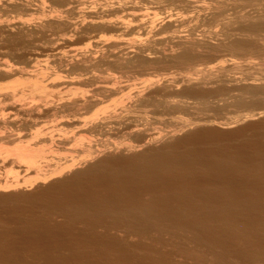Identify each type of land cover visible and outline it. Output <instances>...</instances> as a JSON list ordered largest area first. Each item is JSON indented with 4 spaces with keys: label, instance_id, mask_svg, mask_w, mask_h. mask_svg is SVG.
<instances>
[{
    "label": "bare ground",
    "instance_id": "bare-ground-1",
    "mask_svg": "<svg viewBox=\"0 0 264 264\" xmlns=\"http://www.w3.org/2000/svg\"><path fill=\"white\" fill-rule=\"evenodd\" d=\"M3 1H5V0H3ZM9 1H8V3L10 4L11 1L10 2ZM18 1L21 2V0H18ZM26 1L29 2V0H26ZM57 1L58 2L62 1V2L68 3L71 0H57ZM117 1H119L121 3L120 0H117ZM176 1H177L178 5L182 7V10H184V12L186 11L185 13L189 14L190 12H192L195 9L196 12H195V10L193 11V12H195L194 14H196L195 20H197V21L200 20L202 22H205V20H207L208 22H205V23H210L209 28H207L209 30H207L205 32L203 31L202 34H198L199 31L196 32L197 30L193 27L186 30V31H185V28H184V31L181 30L183 27L187 26V23L190 22L189 19H192L193 17H190L188 19L187 17L179 16L180 14H177L178 16L168 14L167 16L162 18L160 28L159 27L157 28L158 25H156V22H155L157 20H155V21L153 20L154 22H151L152 20H150L149 22H151L152 25L150 24L151 26L150 25H149V27L147 26L148 28H150V30H149L146 28V24H149V23H146L145 21H143V19H144L143 16L145 14L143 16H141L139 14L138 15L135 14V12L131 13L128 11L130 9L129 7H128L129 9L126 10V9H124V6L122 4L120 5L119 3L118 4L116 3V5H118L117 7H114V6L110 7L107 11H106V9H104V11L106 12L105 14H107V13L119 14V13H123L124 11H128L130 14L124 13V14H126V16H123L124 19L127 18L126 20H124L122 17H120L122 19L117 18V20H114V21L108 20L107 16H105L104 14L102 15V17H101V15H99V17H98V14H95V15H93L94 17H92V13H96L95 9H94L95 12H92L91 15L87 14L88 16L86 15L84 17L85 19L81 15V17L83 18V21L80 24L78 23V25L83 26L84 29H82V30L87 29V31H88V29L89 30L90 29H100L101 31L106 30V32L109 31L111 33L114 32L116 34L118 32H123V30L126 33H127V31L131 32L134 30H136V31L137 30H143V32H145V31L147 32V33H145L147 35V36L145 35L147 37V38L145 37L146 38V39H144L145 41L136 43L134 46L132 45V48L130 46H129V48H127L128 45L125 42H122L123 40L122 41L114 40L111 42H109V41L103 42L102 41V42H97V43L94 42L95 45H97V44H98L97 46L100 45V48L103 46L104 47L103 49H105L104 51H106V52H102V55H100L99 60L96 61V62H98L97 63L98 66H99V64L102 63L103 65L105 64L107 66H108V64H109V66L112 64V66H116V67H114L116 69H117V67H119V69L120 68L123 69V67H128V69H129V67L144 68L145 66L147 67L148 66L147 64L150 63L148 61L149 58L152 55H155L156 57L158 56L157 58H159L160 62L161 61H168L170 63L171 62L176 63V64L180 63L182 65L185 64L184 67H187L188 65H190L192 63L191 61H194L193 59L197 58L199 55L202 56V54H203V57L205 54L206 58H210L212 55L220 56L222 54L218 55L219 53L226 52L225 54H228L227 52H231L232 55L234 53V56L236 55V53L238 54V56H243V54H241V53H246L245 55L247 57L250 54V53L247 54L248 52L252 53L253 50L257 49L259 46L260 47L264 46V0H207L209 3H211L210 8H208V9L204 6L201 7V5H202L201 3H200L201 5H199L200 7L194 6L195 3L198 4L199 2H202L203 0H176ZM2 2L0 0V3H2ZM22 2L25 3L24 0H22ZM53 2H56V0ZM8 3H7V5H9ZM139 3H142V2H139ZM11 4H14L13 8H16V6H15L16 2H14V3L11 2ZM19 5H18V7H19ZM27 5H29V3ZM30 6H31V4H30ZM2 7L3 6H0V8H2ZM7 7H9V6H7ZM44 7H45V5H44ZM24 8L26 9L25 5H24L23 9ZM20 9H22V8H20ZM29 9H31V8H29ZM39 10H40V8H39ZM66 10L68 11V9H66ZM205 10H210L211 15H208L207 13H209V12H207V11H206L207 13L204 14L205 16L201 15L202 14L201 12L202 11L205 12ZM70 11L71 10H69V12ZM104 11H102V12L104 13ZM47 12H45V13H47ZM72 12H73V10H72ZM49 13H50V11H49ZM60 13H64V12H60ZM84 14H86V13H84ZM50 15H52V14H50ZM60 15H62V14H60ZM207 15H208V17H206ZM57 16L58 15H56L55 17L50 16V18L48 17L49 18L48 20L46 19L47 21L45 23L41 22V23H39V25L37 24L38 27L36 25L35 26L42 30V28L44 29L45 26L47 27L48 25H50V23L52 24V22L53 23L54 22L55 23L60 22L62 17L59 19L60 16L59 17H57ZM194 18H193V20H194ZM115 19H116V16H115ZM144 20H146V19H144ZM43 21H45V20H43ZM24 22L22 20V22L20 21L16 25L19 26L23 30H25V28L27 30V27L29 24L24 23ZM4 23H3V25H5ZM10 24H12V23H10ZM68 25H69V28L75 27V26L77 27V23L72 24L69 22V23H67V26ZM2 26L0 25V28H2ZM3 28H4V26H3ZM79 28H82V27H79ZM79 28H76L75 31L76 30L78 31ZM145 28L147 30H145ZM32 29L34 30V27H32ZM66 29H67V27H66ZM47 30H48V28H47ZM71 30H72V28H71ZM79 30H81V29H79ZM43 31H45V30H43ZM85 31H83V32H85ZM90 31H93V30H90ZM2 32L4 33V31H2ZM31 34H33V33H31ZM86 34H88V33H86ZM84 35H82V36H84ZM121 35H123V34H121ZM124 35H125V33H124ZM14 36L15 35L11 36V38L12 37L14 38ZM19 37H21V36H19ZM16 41L18 42L19 40H16ZM16 41H14V42H16ZM98 41H101V40H98ZM160 45H162L161 49L156 48V46H160ZM125 46H126V48H125ZM202 52H204V53H202ZM207 54L210 57H207L208 56ZM225 54H223V55H225ZM253 54L254 53H252V55ZM90 55L89 54L88 55H86V54L82 55L81 54L79 56V58L81 57V59L78 58L79 60L77 59V60H75V62L71 60L74 63L71 62L68 64H70V66L72 65L71 67L73 69H74V67L81 66V65H82L81 66L82 68H84L83 67L84 65H86L85 67H89V66H87L89 64L83 65V63H91V62L93 63V61H92L93 58ZM229 55H230V53H229ZM252 55L250 54V56H248V57L250 58V57H252ZM61 57H62V55H61ZM61 57L59 58V62H60L59 65L66 62V59H63L65 57H62V58ZM212 58H210V59H212ZM74 59H76V58H74ZM95 59H94V61H95ZM156 63L159 64V62H157V61H156ZM156 63H154V65ZM186 63L188 64L187 66H186ZM233 63L231 65L227 64L228 66H231L230 68L228 66L227 67L223 66V64H219L220 65L219 67L213 66L215 69L213 67H210L209 69H206L204 72L201 71V73L199 71H198L199 73H197L196 71H194V69L193 70L188 69L189 72H188V74H186V75H188V77L185 76L183 81H181V83H179V84H181L180 86H178L179 84L176 82L175 79L170 81L168 79H171V78L167 79L166 77L165 78L167 80L165 79V81L164 80L160 81V79L157 80L156 82L154 80H152V81L149 80L150 81V82L148 81L149 84L148 83L146 84L147 81L145 83L142 82V84H144V85L146 84L145 88L143 87V89H141V87H139L138 88L139 90H137L136 93L134 92L133 96L131 97L132 99L129 98L130 101L128 100L129 101L128 103H132V104H129L130 106L126 104L127 106L125 108H123V109L121 108V111L119 110V112L121 114L119 112L116 113V111H118V110H116L115 112L113 110V111H110V113L106 112V114H110V115L112 112V116L108 115L109 116L108 117L106 114H105L106 116L103 114V111L105 112L106 110H103L101 113L98 111H94L93 112L94 114L90 115V117H91L90 119L79 116V113L83 110H85V112H87L89 110H92L95 107H99L98 105H100L102 103L101 101H103L104 98H106L108 96H114V97H115V95L118 96V94H120V92L124 91V90L121 91V88L118 89L120 86L119 85L120 82L118 83L116 81H113V80H115V76H114V78H112L113 76H111V75L108 78L106 76L104 77V78L108 79V84H110L111 81H113V83L116 82L117 85L115 83L114 84L115 87H108L107 85L105 86L102 84L101 85L98 84L99 85L98 87L97 86H95L96 88L93 87V88H95V90L91 89L92 91L91 90L88 91L89 94H87L85 92L82 93L77 89H75V90L70 89L69 95L67 94L65 97H61V98L58 97L57 101L53 100L54 101L53 102L52 100H50L51 102L50 101L48 102L46 100V98L49 96V93H50L49 90L55 87V83L52 81V79H50L51 77L50 78L47 77L48 71L46 73L47 76H45V73L43 74L42 73L43 71H41V70H40L41 72L38 70L39 72H35V73L34 72L33 73H28V72L24 73L25 72L24 70L21 71L20 69H18V68L16 69L15 67L12 70L6 69L7 67L5 69L3 67L0 68V80L5 81V80H8L10 78H13L14 76L18 77V75H20V77H22L23 79L25 78L23 80L24 82L23 81L22 82L16 81L17 83L16 82L13 84L10 83L12 85H8V87L6 86L7 88L4 87L7 90L6 93H3L4 91H6V90H4V88H3L4 91L1 92V90H2L1 89L2 87H1L0 88V98L1 97H4V98L9 97L8 100L12 99L14 101L13 108H16V106H17L16 110H18L19 113L21 112V114L23 113L24 115H27V114H28V116L29 115H38V114L40 115V113L44 110H47V113H48V111L51 113L53 112L52 114H54V115H52V116H57V117L60 116L61 120L62 121L64 120L63 122L61 121V123H63V124H59V122H58L59 125H63V126H65L64 128H68L69 130H70V128L73 129L72 132L70 131L68 136L66 134H65L66 136L65 137L63 136L62 138L57 137L59 134H57L56 137L54 136L55 138L58 139V141L56 140V142L58 143V144L56 143L58 149H55L56 146L53 149L58 151L59 148H62V147L67 148V146H69L68 149L63 148V150H64V152L66 150H68L69 154H72L71 157L66 156L64 159L63 158L61 159L60 156L61 157H63V156L62 155L59 156V154H58L57 157H59V158L57 159L55 156L57 152H55L53 150L55 152V155H53L54 153L52 151H50V153H52V155H53L52 158L54 159V156H55V158L57 160L56 159L52 160V158H50V160H48L49 158L47 159V157H48V156L46 157V155L48 154V152L46 153L47 150L44 151L45 149L44 150H42L41 148L39 149V146H37L40 144V142L38 143L37 141H35L37 143L36 144L34 143L32 145L34 147H32L29 145L28 146L22 145L24 143V141H23V143L21 142L22 144L20 142H18V141H20L22 136H19V137L15 136L16 134L14 135L15 138L13 137L12 134L11 135L5 134L4 136L7 135L6 137H3V138L0 137V142L2 144L4 142L9 143V144L4 143L5 146L9 145L8 147H10V143L12 145H15V146L17 144V146L15 148H13V150L9 149L10 151L6 150V148H4V147L3 148L5 150H3V148H0V155L2 157L4 156L3 158L0 157L1 168H3V166H5L6 164H8V166L10 164V166L12 165L11 167L14 168L15 167L14 165H16L18 163V165H16L17 169L18 168L23 169L24 166H28V170H26L27 174H26V172L24 174L28 175L29 172H32V171L34 172L33 174H35L34 178L32 177V179L30 178L28 180H25V178L23 177L24 181L23 180L21 181L20 178L22 176H19L18 173L20 171L19 172L17 171L18 172L17 175H18V177H20V178L16 177L18 180L14 179V180H12V182H10V181L5 182L6 179L4 181L0 180V192L6 194L7 192H10V191H12V192L13 191H18V192L19 191H21V192L26 191V193H27L28 188H30V187L33 189V187L38 188V186H39V188H40V186L41 187L45 186L48 183V184H50L48 187L50 192L52 190H53V192L55 190L58 191V189H59L57 194H60L63 192L65 193L64 196H62L61 194H60L61 196L59 195L62 198L55 196V195H52L53 197L55 196V198L57 197L55 200L58 203H60V206L58 205V208L54 204L55 200H53L54 202L52 200H48L50 198L53 199V197L49 196L50 198H48L45 195L46 201L53 202V204H54V205H50V204H52V203H50L49 204L50 207L51 206H52V208L55 207L56 212H58V214H59V216H57L58 214L55 212V214H57L56 218L63 217V218H65L64 221L65 220L67 222L69 221L70 224H71V222H74L73 226H74L75 222L77 221L80 224L87 227L88 232L85 233V231H84V234L86 235V237H88V239H91V240L93 239L94 242L97 239L96 243H97V241L98 242L101 241L100 243H102L104 240L107 239L108 240L107 242L110 241V244H112L114 246L121 245L120 242L122 243V245H124L123 243H126V241H128V240L133 241V239H136V238L139 239L138 243L140 242V240L144 241V239L145 240H148L150 238L152 239V237H154V236H155L154 239L157 238V240L159 239V241H160V239L163 240L162 237H164L165 235H167L168 237H169V234L173 235L172 233H170L168 231L170 227L171 228H173V227L179 228L181 231H183L185 229V230H187L185 232L192 231L191 234L193 233L192 237L194 239L190 238L191 236L189 238L193 239V243L195 242L196 245H200V246H202L204 243H209V241H210L209 239H208L209 240L208 242L205 241L207 239V237H206V239L205 238L203 239V236L205 235V233L208 234L207 230L213 231V232H219L220 234L219 233L218 234L221 236L218 235L217 237L221 238L223 236L222 239H226L225 238L226 236L228 237V239H229V237L233 238L234 237L233 235H238V234L242 235V234L247 233V232L249 233V231L255 232L254 230H257V228L255 227V224L253 222H252L253 225L250 223L251 220H249V222L247 221L248 223H246L245 220L242 221L243 219L241 220L240 218H238L240 220L236 221L235 219L234 220L232 219L233 220L232 221L230 219V216L228 217L226 213H229V211H232V213L231 212L230 213H231V215H234L236 213L233 214V211L238 213V211H237L238 208L240 209V211H242L244 209V207L249 206L248 208L246 207V210L251 211L253 213L255 211H258V212H255L254 215H256V213L258 215V213L261 211L260 214L262 216L260 214L258 215L259 218L261 216V219H260L261 221L258 220V222L257 221H255V222H256V224L264 226V220L262 218L264 215V206H262V205H264V199L261 200L264 197V196L263 197L261 196L262 191L264 192V183L262 181V185H259V187L262 189V191H261V189L258 188V182H260L261 180L260 181L258 180V182H257V180H255L257 182L256 184L252 183L251 182L252 180L249 182L250 178H252L254 180L255 176L258 178L259 174H261V173L264 174V74H263V76L261 74L260 75L261 77L258 75H255V77H253V74H250L252 76L247 77L248 74H246L245 77L243 78L242 75H244V74L238 72V71H241L239 66H237L239 64H237L235 62L236 65H233ZM93 64H95V63H93ZM154 65H153V67H154ZM155 67H156V65H155ZM237 69H240V70H238L236 72L235 70H237ZM190 71H192V72H190ZM233 71L235 72L234 74H232ZM239 73L242 74L241 77L236 78L237 76H235V74H237L239 76ZM231 74L234 75L235 77H233ZM55 76H56V74H55ZM195 76H197V77H195ZM256 76L260 77V78H257ZM99 80H100V78H99ZM19 81H21V79ZM93 82H95L94 78L93 79H87V78L86 79L85 78L79 79L78 78V80L77 79L75 80V78H73V79H70V81H68V79H67V81H65L63 83L61 82V84H63V86L66 85V89H68L69 87H67V86H72V85H74L72 87L86 86V85L92 84ZM103 83L107 84L106 81ZM142 84H140V86H142ZM59 85H60V82H59L58 86ZM94 85H97V84H94ZM0 86H2V85H0ZM60 86L62 87V85H60ZM90 88H92V87H90ZM123 88L125 89V87H122V89ZM19 89H23V91L22 90L19 91L20 96L17 94ZM72 89H74V88H72ZM75 91H77L78 93ZM25 92H27L28 95H25ZM167 93H169V95H167ZM95 95H99L100 98L101 97H104V98L100 100V99L96 98ZM170 95L173 97L174 100H176L175 99L176 97H180L181 100H179V101L171 100L172 98ZM167 98H171V99L169 100ZM191 98L194 99V100H192V103H191V101H187L189 99L191 100ZM38 100H39V102L42 101L43 105H40ZM131 100H132V102H131ZM25 101H27V102H25ZM104 101H105V99H104ZM149 107H153V109L156 108L158 110L165 109V111L166 110L168 111L171 109H181L184 111L188 110V109H194V110L198 111L201 115L198 117L196 116V118H192L189 120H183V119L177 120L174 124L172 123V126L168 130L158 129V128H154L156 125L155 124L156 120L151 121L149 119V117L146 116L147 110L144 113L142 112V111H145V109H148ZM119 108H117V109H119ZM212 108H214L215 110L219 109L218 111H221L222 114L224 113V115L225 114L226 115L224 116V118H221V119H217V118L210 117V116L208 117L207 111H208V109L210 110ZM231 110H232V113H228ZM92 111H90V112L92 113ZM113 112H114V115H113ZM225 112H227V113H225ZM95 113H97V114H95ZM98 113H100V114H98ZM124 113H125V115L122 116ZM45 115H46V113H45ZM205 115H207V116H205ZM99 116H101V118H99ZM104 117H108V118H104ZM82 118H84V119H82ZM109 120L114 121V124H113L114 126H115V124L119 126L122 123L123 124L122 126H125V129H127V131H129V132H126L124 130L127 133L126 135H128V137L130 139H133V140H130V142H128L129 138L127 139L126 138L127 136L123 134V137L125 136V138L128 141H125V142H119L118 141L119 143L116 141L117 143H115V142L108 143V141L106 140L107 143L103 142L100 144V142H99L100 145H98V143L97 144L93 143V140L92 141L90 140L91 138H89L90 137L89 135L91 134V136H92L93 133H94L93 135H95L97 133L96 131H98L100 129L101 130L98 133H100L102 135L101 131L103 130V125H106L104 123L108 122ZM108 124H110V123H108ZM108 124H107V126H108ZM7 125L11 126V123L8 122V120H6L5 118L3 119L1 117L0 118V127L1 126L8 127ZM62 127H60L61 130H62ZM111 127H112V125H111ZM217 129H223V130L235 129V131H233V134H235V137L238 135L240 136V138H238L239 142L241 141V143H242L243 141H245V143L247 144L246 151H245V149H244V151H242V148L244 146H242L241 143H240L241 148L238 147L239 150L236 149L235 145H234L235 149L233 148L234 146L231 147L230 144L228 147L227 143L225 144L226 146L221 147L220 145H221L222 141H220V139L217 143H219V142H221V143L218 144L219 146L216 145L217 143L215 144V142H214L215 138L216 137L217 138L222 137L221 133L218 132ZM116 130H117V128H116ZM63 131H65V133L67 132L64 129H63ZM62 133H64V132H62ZM98 133H97V135H98ZM33 135L34 134H32V136ZM46 135H48V134H46ZM46 135L44 134V136H46ZM107 135H108V133H107ZM36 136H38V134ZM86 136L89 139L86 138ZM50 137H51V135H50ZM241 137L243 138V141H242ZM52 138L53 137H51V139H50L51 141L54 140ZM121 139L123 140V138H121ZM126 139H124V140H126ZM21 140H23V139H21ZM31 141L32 140H30V142ZM235 141H236V145L239 146L240 145L239 142H237L236 139H235ZM231 142H234V141L232 140ZM1 143H0V147L2 145ZM27 143L31 144L29 142H27ZM245 143L243 142L244 145H246ZM231 148H233V149H231ZM64 155H65V153H64ZM25 168L26 167H24V169ZM20 169H18V170H20ZM205 172L208 173L207 174L208 177H209L210 173H212V174L214 173V174H216L215 175L216 177H219L218 175H221L220 177H222V176L227 177L229 175L231 177L232 175L233 176L239 175V177L242 176V178H243V176L248 177V175H249V177H248L249 179L247 180V178H245L247 180V181H245L244 178L242 179L241 177L239 178L238 176L237 177L235 176L237 179L238 178L242 179L243 182H242V184L237 183V187L236 186L234 187L233 184H236V182L234 181L231 184V185H233L231 187L232 190L230 189L231 191H225L224 190V187L227 190H228V188L226 187L227 185H224L225 182L223 181V179H224L223 177H222L223 179L220 178L222 180H220V181L218 180L219 184H220V186H219L220 188L219 187L216 189H214V188L209 189V187L208 188L207 187L198 188L197 187L198 185H196V186L193 185V186H195V188L196 187L197 188L194 190L192 189V190H188L185 192L182 191L181 197H178L177 199L176 198L174 199V197H177L176 195L178 194V192L173 197L174 200H172V201L173 202L179 201V202H177V204L181 205L182 209H179V210H178V208L175 209L173 207V206H176L175 203H174L175 205H173V203H172V205H173L172 206L173 208H172L170 206V202H171L170 196L172 197L173 192L171 190L174 191L175 186L170 190L172 192V195L170 193L169 198H167L168 197L167 193L169 191L168 189H170V187H169L170 183L168 185L167 181L170 182L172 180L173 181L175 180L176 183H178L177 182V180H178L181 183L183 182L181 184L182 186H184L185 183L189 185V183H191V181H197V179L198 180L199 179H208L207 177L202 178V177H204L203 175L201 178L198 177L199 174H204ZM26 175H25V177H26ZM204 175H206V174H204ZM211 175H210V177L212 178L213 175L212 176ZM252 175H253V177H252ZM193 176L198 177V178L196 179ZM191 177H192V179H191ZM235 177H231V178L227 177V178H229V179L234 178V180H236ZM9 178H11V177H9ZM193 178L196 180H193ZM211 178L208 180L211 181L213 179L214 180L216 179L215 182H217V178H215V177L212 179ZM19 179H20L21 183H20ZM188 180H190V182ZM227 180H225V181H227ZM184 181H186V182H184ZM187 181H188V183H187ZM222 181L224 182V184L222 183V185H224V187L221 186L220 182H222ZM236 181L239 182V180H236ZM255 181H253V182H255ZM202 182H204V180ZM227 182H226V184H228ZM165 183H167V185L169 187L168 189L166 188L167 186L166 187L164 186V185H166ZM244 183H245V185H244ZM249 183H251L252 187H250L248 185ZM173 185H175V182L173 183ZM181 185L176 184V186H181ZM188 185L184 186L185 189L194 188L191 186L188 187ZM201 185L202 184H200V186ZM205 185H202V186H205ZM231 185H229V186H231ZM253 185H255L256 188H258V189L254 190V193H256V195L260 194V196L262 197L259 200H258V198H260V196L259 197L257 196V199L255 196V199H254V196H253L254 193L253 192L251 193L253 195L249 194V192H250L249 189H251V191H252L253 188L255 187ZM163 186H164V189L166 188L168 190L167 191L165 189V191H167V193L164 191V189H162ZM210 186H212V185H210ZM182 188H180V189H182ZM210 188H212V187H210ZM48 189H47V192H49ZM175 189H176V187H175ZM60 190L61 191L63 190V191L60 192ZM161 190H163V192H165V194L163 192L161 193ZM256 190L259 191V193L256 192ZM34 191H36V190H34ZM247 191H249L248 192L249 195L247 197L252 196L253 198L252 197H251V199L247 198L246 200H245V198H243V197H246L244 195L247 194V193H245ZM159 193L162 194V196ZM44 194H45V192H44ZM47 194H49V193H47ZM174 194H175V192H174ZM180 194H181V192L179 193V195ZM163 195H166V197L165 196L163 197ZM235 195L243 196V197L242 198L240 197L239 198L240 200H238L237 199L238 196H235ZM42 196H44V195H42ZM234 196L236 197L235 199L233 198ZM241 199H244V201H242ZM38 202H40V201H38ZM44 204H46V203H44ZM242 206H244V207L242 208ZM44 207H46V206H44ZM235 207H237V208H235ZM15 208H17V207H15ZM34 208H35V206H34ZM183 208H184V210H186V211L188 210L191 213L189 212L190 214L187 215L184 211V213H185L184 214L182 211H180V210H183ZM41 209H43V208H40V210ZM55 209H52V210H55ZM31 210H29V211H31ZM20 211L21 210H19V212ZM37 211L38 210H36V212ZM188 211H187V213H188ZM262 211H263V213H262ZM41 212H43V211H41ZM243 212L245 213V211H242L241 214H243ZM33 213H35V212H33ZM15 214H16V212H15ZM15 214H14V216H15ZM46 214H48V213H44L43 215H46ZM241 214H239V216ZM245 214H243V215L245 216ZM23 215L22 216L20 215V216L23 217ZM39 215L40 214H38V216ZM251 215H252V213L250 214V216ZM29 216L31 217V215H29ZM29 216H27V217H29ZM40 216H39V218H40ZM48 216H50V215H48ZM234 216L236 217V215H234ZM244 216H243V218H244ZM34 217L36 219V215H34ZM14 218L15 217H13V220H14ZM18 218H20V217H18ZM252 219H254V218H252ZM40 220L42 221V219H40ZM20 221H22V219ZM24 221L21 222V223H23V225H24ZM32 221H31V227H33V229H31V231L33 230L32 231L33 233L38 232V228H40V227L41 228L39 229V232L42 229V227H45V229H46L47 228L46 226H48V225H44V226L39 225L40 227L39 226L34 227V225H32ZM55 221H56V219H55ZM15 223L19 224L20 222L17 221ZM49 225H51V224H49ZM53 225H52V227L49 226L48 229L50 230L52 228L53 232H55L57 229H59V228L61 229L62 227H64L65 224L61 225V222H60V226L56 225L57 227L56 226L54 227ZM20 226L22 227V224ZM29 226H30V224H29ZM53 227H54V229H53ZM66 227H67V225H66ZM254 227L256 229H254ZM23 228H24V226H23ZM25 228H26V225H25ZM29 228L30 227H28L27 229H29ZM35 228H37V229H35ZM82 228H84V227H82ZM175 228H173V229H175ZM27 229H26V235L28 234L29 236L31 235L33 237L36 234V233L35 234H29L31 231H29L30 229L29 230H27ZM48 229H46V230H48ZM60 229L57 230V232L60 231ZM99 229H101L102 232H100ZM6 230H8V229H6ZM43 230H44V228L42 229V231ZM64 230H66V229H64ZM180 230L179 231L176 230V231L180 232ZM259 230H260V228H259ZM28 231H29V233H27ZM42 231H41V233L43 234ZM68 231H70V230H68ZM201 231L204 233V235H201ZM261 231H262V229H261ZM53 232L50 230V232L48 234H52ZM252 232H251V235H252ZM257 232H258V230H257ZM262 232H264V231H262ZM23 234H21V235H23ZM37 234H39V233H37ZM40 234H39V236H40ZM42 234L40 237H42L44 234H45V236L46 235L48 236V234L46 232L43 235ZM71 234H75V233H71ZM82 234H83V232H82ZM196 234L198 236H195ZM215 234H217V233H215ZM80 235H81V233H80ZM174 235H176V234H174ZM200 235L202 237H200ZM245 235H247V234H245ZM258 235L260 236L261 234H258ZM59 236L63 237V236H61V234ZM177 236H179V235H177ZM249 236H246V237H248L247 238L248 240H249ZM51 237H52V235H51ZM60 237H59V239H60ZM86 237H84L83 240H86L87 239ZM179 237L181 238L182 236H179ZM236 237H238V236H236ZM246 237H244L243 240H245ZM69 238H71V237H69ZM34 239H32V240H34ZM44 239L46 240V242H48L47 241L48 238L46 239V237H45ZM52 239H55V238L52 237ZM81 239L82 238H80L79 241ZM210 239H212V238L210 237ZM260 239L262 241V238H260ZM25 240H27V239H25ZM73 240H74V236H73ZM91 240H86V241L88 242ZM171 240H173V239H171ZM50 241H52V240H50ZM152 241H153V239H152ZM174 241H176V240H174ZM238 241H239V239H238ZM25 242H27V241H25ZM68 242H70V240H68ZM75 242H76V240H75ZM107 242H106V244H107ZM160 242L158 243V245L160 244ZM212 242L209 243L211 246L215 244V243L213 244ZM221 242H223V241H221ZM249 242H250V240H249ZM31 243H32V241H31ZM31 243H29V244H31ZM80 243H81V241H80ZM140 243H142V242H140ZM223 243H228V242H223ZM103 244H105V243H103ZM110 244H109V246H110ZM85 245H87V244H85ZM90 245H91V243H90ZM136 245H138V244H136ZM145 245H146V243H145ZM153 245H155V244H153ZM215 245H217V244H215ZM233 245H235V244H233ZM57 246H58V244H57ZM207 246H205V247H207ZM79 247H80V245H79ZM95 247H97V245ZM139 247H141V246H139ZM189 247H190V245H189ZM30 248H32V247H30ZM128 248H130V246ZM228 248L230 250L232 248L233 249L231 251L229 250V253H228V249H226L227 253L221 254V253L216 252V253H218V254H216L217 256L214 254V256H216V258H217L215 264H238L237 262H239V261L236 258L240 259V258L250 257L251 259H249V260H252V258L256 259L258 257H261L264 254L263 253L264 250L262 252L260 249H259L260 251L259 252L257 251V253L255 252V254L254 253L250 254L252 249L248 252V254H246L247 251H246V253H244V251L242 252L239 250H234L235 247H232V248L228 247ZM87 249H85V250H87ZM117 249H119V248H117ZM124 249L126 250V247H124ZM124 249L120 248L119 250H124ZM130 249H132V248H130ZM238 249L242 250L241 248H238ZM248 249H250V247ZM85 250H84V252L88 251V250L87 251H85ZM128 250H126V251H128ZM132 250L134 251V248ZM221 250H222V248H221ZM224 250H225V248H224ZM226 250H225V252H226ZM7 251H8V248H7ZM78 251H77V253H78ZM207 251H209V250H207ZM237 251H239V252H237ZM9 252H12V251L10 250ZM72 252H75V251L72 250ZM128 252H130V251H128ZM131 253H132V251H131ZM171 253L173 254V252H171ZM180 253H181V251H180ZM14 254H15V252H14ZM41 254H43V253H41ZM80 254H82V252ZM229 254H231V255L235 254L236 257L230 256ZM40 255H39V257H40ZM74 255H76V254H74ZM78 255H79V253H78ZM210 255H212V254L210 253ZM94 256H95V254H94ZM34 257L36 258V256H34ZM49 257H47V258H49ZM55 257H56V255H55ZM62 257H64V256H62ZM86 257H87V255H86ZM92 257L93 256H91V259H92ZM81 258H82V256H81ZM85 258H84V260H87ZM98 258H100V257L98 256ZM104 260L105 259H103V261ZM245 260L248 261V259H245ZM4 261H5V259H4ZM4 261L3 262L1 261V263H4ZM45 261H46V259H45ZM240 261H241V263L240 262L239 263L242 264L243 259ZM5 262L6 263H4V264H10V263L12 264V262H8V260ZM49 262L51 263V261H48V263ZM59 262H61V261H59ZM68 262H69V260H68ZM81 262L82 261L80 259V263ZM96 262H97V260H96ZM100 262H98V263H100ZM256 262H258V261H256ZM16 263H17V261L15 262V264ZM46 264H47V262H46ZM105 264H107V263L105 262ZM177 264H179V263H177ZM202 264H203V262H202ZM259 264H260V262H259Z\"/></svg>",
    "mask_w": 264,
    "mask_h": 264
},
{
    "label": "rangeland",
    "instance_id": "rangeland-1",
    "mask_svg": "<svg viewBox=\"0 0 264 264\" xmlns=\"http://www.w3.org/2000/svg\"><path fill=\"white\" fill-rule=\"evenodd\" d=\"M3 0H1V2H2ZM7 1V2H6ZM8 1L9 0H5V1H3L2 3H0V6H3L2 8H0V25L2 26L3 25V23L5 24V25H3L4 26V28H3V26H2V28H0V68H6V69H9V70H12V69H14V67L17 69H20L21 71L22 70H24L25 72L24 73H35V72H39L40 70L41 71H43L42 73L44 74L45 73V76H47L46 75V73H47V71H48V76L47 77H51L50 79H52V81L55 83V87L54 88H52V89H50L49 91H50V93H49V96L46 98V100L49 102L50 100H54V101H57V99H58V97H65L67 94L69 95L70 94V89L71 90H75V89H77V90H79L80 92H85V93H87V94H89L88 93V91H90L91 89L92 90H95V86H99L98 84H102V85H107L108 87H115L114 86V84L116 83V82H120L119 83V88L118 89H120L121 88V91H123V92H120V94H118V96H116L115 95V97L114 96H108V97H106V98H104V97H101L100 98V96L99 95H95V97L96 98H98V99H105V101H104V99H103V101H101L102 103L100 104V105H98L99 107H95V108H93L92 110H89V111H87V112H85V110H83V111H81L80 113H79V116H82V117H84V118H91L90 117V115L91 114H94L93 112L94 111H98V112H102L103 110H106L105 112L103 111V114L105 115L106 114V112H109L110 113V111H113L114 110V112L116 111V110H118V111H116V113H118L119 112V110L121 111V108L123 109V108H125L127 105H129V104H132V103H128L129 101H130V99L129 98H131L132 96H133V94H134V92L136 93V91L137 90H139L138 88L139 87H141V89H143V87L145 88V85L148 83V81L150 80V81H152V80H154L155 82L157 81V80H159L160 79V81L161 80H164L165 81V79L167 78H171V79H168V80H176V82L179 84V83H181V81H183V79L185 78V76L186 77H188V75H186V74H188V69H191V70H193L194 69V71H196L197 73H201V71L202 72H204L206 69H209L210 67H219L220 65L219 64H223V66H228L229 64L231 65L233 62L235 63H237V64H239V65H237V66H239V68L241 69V71H238V70H240V69H237V70H235L236 72L238 71V72H240V73H242V74H244V75H242V74H240L239 73V76L237 75V74H235V76H237L236 78H239V77H241V75L243 76V78L245 77V75L246 74H248L247 75V77L249 76H252V75H250V74H253V77H255V75H258V76H260L261 74H262V76H263V74H264V46H259L257 49H255V50H253V52L252 53H254L253 55H252V53L251 52H248L247 54H251L252 55V57H248V56H250V54L246 57V53H241V54H243V56H238V54L236 53V55L234 56V53H233V55H232V53L231 52H227L228 54H225L226 52H223V53H219L218 55H220V54H222V55H220V56H217V55H212L211 57L208 55L207 57H210V58H212V59H210V58H206L205 56V54H204V57H203V54H202V56L201 55H199L197 58H195V59H193L194 61H191L190 63V65H188L187 63H186V66L188 67H184L185 66V64L184 65H182V64H180V63H170V62H168V61H161L160 62V60H159V58H157L155 55H152L150 58H149V64H147L148 66L146 67H144V68H138V67H129V69H128V67H123V69H119V67H117V69L116 68H114V67H116V66H112V64L109 66V64H108V66L107 65H103L102 63L101 64H99V66H98V62H96V61H98L99 60V58H100V55H102V52H106V51H104L105 49H103L104 47L102 46L101 48H100V45L99 46H97V45H95V43L94 42H107V41H109V42H111V41H114V40H118V41H122V42H125L127 45V48H129V46L132 48V45L134 46L136 43H139V42H143V41H145L144 39H146L147 37V35L145 34V33H147L145 30H147V29H149L150 30V28H148L149 27V25L151 24V22H154L155 20H157V21H155L156 22V25H158L157 26V28L159 27L160 28V24H161V21H162V18H164L165 16H167L168 14H172V15H177V14H180L179 16H181V17H187L188 19L190 18V17H195L194 18V20H193V18L192 19H189L190 20V22L189 23H187V26H185V27H183L181 30H183L184 31V28H185V31L186 30H188V29H190V28H195L197 31L196 32H198V34H202V32L204 31H207V30H209V29H207V28H209V24L210 23H205V22H208L207 20H205V22H202V21H197V20H195L196 19V14H194L195 12H196V10H195V12H193L192 10V12H190L189 14L188 13H185L184 12V10H182V7L181 6H179L178 5V3H177V1L176 0H120L121 1V3L119 2V1H117V0H71L70 2H68V3H65V2H62V1H60V2H58L57 0H56V2H53V1H55V0H29V2L28 1H26V0H24L25 1V3L24 2H22V0H21V2L20 1H18V0H10L12 3H14V2H16V4H15V6H16V8H13L14 7V4H11V2H10V4L8 3ZM81 1V2H80ZM125 1V2H124ZM136 1V2H135ZM145 1V2H144ZM6 4H5V3ZM27 2V3H26ZM109 2V3H108ZM111 2V3H110ZM134 2V3H133ZM139 2H142V3H139ZM205 2V3H204ZM208 1L206 0H203L202 2H199L198 4L197 3H195L194 4V6H199V5H201V7L202 6H204V7H206L207 9L208 8H210V5H211V3H207ZM7 3L9 4V5H7ZM21 3V4H20ZM29 3V5H27ZM63 3V4H62ZM116 3L118 4H122L123 6H124V9H129L128 11L129 12H131V13H134L135 12V14H139V15H141V16H143L144 14L146 15H144L143 16V18L144 19H146V20H144L143 19V21H145L146 23H149V24H146V28H145V32H143V30H134V31H131V32H129V31H127V33L126 32H124V30H123V32H118L117 34L116 33H114V32H109V31H107L106 32V30L104 31V30H100V29H90V30H93V31H90L89 29H88V31H87V29H85V30H82V29H84L83 28V26H81V25H78V23L80 24L82 21H83V18L88 14H90L91 15V13L92 12H95V10H96V13H92V17H94L93 15H95V14H98V17H99V15H101V17H102V15L104 14L105 16H107V19L108 20H117V18L119 19L120 17H122L123 18V16H126V14L127 13H129L128 11H124L123 13H119V14H112V13H107V14H105L106 12L104 11V9H106V11L110 8V7H117L118 5H116ZM201 3V4H200ZM20 4V5H19ZM23 4V5H22ZM30 4H31V6H30ZM43 4V5H42ZM129 6H128V5ZM133 4V5H132ZM9 6V7H7V6ZM18 5H19V7H18ZM24 5H25V7H26V9L24 8L23 9V7H24ZM44 5H45V7H44ZM136 7H135V6ZM6 6V7H5ZM11 6V7H10ZM21 6V7H20ZM23 6V7H22ZM57 6V7H56ZM65 6V7H64ZM134 6V7H133ZM28 7V8H27ZM127 7V8H126ZM129 7V8H128ZM200 7V6H199ZM4 8V9H3ZM20 8H22V9H20ZM29 8H31V9H29ZM39 8H40V10H39ZM61 8V9H60ZM136 8V9H135ZM181 8V9H180ZM6 9V10H5ZM54 11H53V10ZM65 9V10H64ZM66 9H68V11L66 10ZM95 9V10H94ZM100 11H99V10ZM135 9V10H134ZM141 9V10H140ZM43 10V11H42ZM45 10V11H44ZM56 10V11H55ZM64 10V11H63ZM69 10H71L70 12H69ZM72 10H73V12H72ZM133 10V11H132ZM182 10V11H181ZM18 11V12H17ZM48 11V12H47ZM49 11H50V13H49ZM53 11V12H52ZM59 11V12H58ZM102 11H104V13L102 12ZM209 12V13H207V12ZM45 12H47V13H45ZM52 12V13H51ZM55 12V13H54ZM57 12V13H56ZM60 12H64V13H60ZM72 12V13H71ZM184 12V13H183ZM59 13V14H58ZM71 13V14H70ZM84 13H86V14H84ZM100 13V14H99ZM102 13V14H101ZM124 13H126V14H124ZM192 13V14H191ZM202 14L201 15H204V14H208V15H211V13H210V10H205V12H201ZM44 14V15H43ZM50 14H52V15H50ZM60 14H64L63 16L62 15H60ZM122 14V15H121ZM130 14V13H129ZM188 14V15H187ZM54 15V16H53ZM56 15H58L57 17H59V19L61 18V21L60 22H52V24L50 23V25H48L47 27L45 26V28L43 29L42 28V30L41 29H39V28H37L38 26H37V24L39 25V23H45L49 18H50V16L51 17H55ZM81 15H82V17H81ZM87 15V16H88ZM186 15V16H185ZM191 15V16H190ZM208 15L206 16V17H208ZM109 16V17H108ZM115 16H116V19H115ZM178 16V15H177ZM205 16V15H204ZM46 17V18H45ZM49 17V18H48ZM81 17V18H80ZM96 17V16H95ZM210 17V16H209ZM105 18V17H104ZM122 18H120V19H122ZM47 19V20H46ZM64 21H63V20ZM85 19V18H84ZM124 19V18H123ZM127 19V18H126ZM126 19H124V20H126ZM22 20H23V22L24 23H28L29 25H28V27H27V30H26V28H25V30H23V29H21L19 26H17L16 24L17 23H19L20 21L22 22ZM43 20H45V21H43ZM150 20H152L151 22H149ZM154 20V21H153ZM18 21V22H17ZM39 21V22H38ZM204 21V20H203ZM15 22V23H14ZM77 23V27L76 28H79V27H82V28H79V29H81V30H79L78 29V33L75 31V27H71L72 28V30H71V28H69V25L67 26V23ZM8 23V24H7ZM10 23H12V24H10ZM32 25V26H31ZM37 27H36V26ZM76 25V24H75ZM152 25V24H151ZM150 25V26H151ZM148 26V27H147ZM11 27V28H10ZM16 29H15V28ZM30 27V28H29ZM32 27H34V30L32 29ZM50 27V28H49ZM66 27H67V29H66ZM6 28V29H5ZM9 28V29H8ZM47 28H48V30H47ZM11 29V30H10ZM10 30V31H9ZM13 30V31H12ZM23 30V31H22ZM33 32H32V31ZM43 30H45V31H43ZM95 30V31H94ZM2 31H4V33L2 32ZM83 31H85V32H83ZM17 32V33H16ZM20 32V33H19ZM30 32V33H29ZM38 32V33H37ZM41 32V33H40ZM76 32V33H75ZM83 32V33H82ZM27 35H26V34ZM30 35H29V34ZM31 33H33V34H31ZM35 33V34H34ZM74 33V34H73ZM86 33H88V34H86ZM124 33H125V35H124ZM17 34V35H16ZM24 34V35H23ZM85 34V35H84ZM121 34H123V35H121ZM13 35H15L14 36V38L12 37L11 38V36H13ZM29 35V36H28ZM79 35V36H78ZM81 35V36H80ZM82 35H84V36H82ZM146 35V36H145ZM19 36H21V37H19ZM23 36V37H22ZM27 37V38H26ZM146 37V38H145ZM19 40L18 42L16 41V40ZM22 39V40H21ZM98 40H101V41H98ZM13 43H12V42ZM14 41H16V42H14ZM12 43V44H11ZM17 43V44H16ZM130 44V45H129ZM126 46H125V48H126ZM130 48V49H131ZM156 48H159V49H161L162 48V45H160V46H156ZM129 49V50H130ZM103 50V51H102ZM88 51V52H87ZM83 52V53H82ZM202 53H204V52H202ZM229 53H230V55H229ZM60 54V55H59ZM90 55L92 58H93V63H95V64H93L92 62V64L91 63H83V65L84 64H89V65H87V66H89V67H85L86 65H84L83 67L84 68H82L81 66H76V67H74V69L70 66V64H68V63H71L72 61H74L75 62V60H77L78 58H79V56L80 55ZM223 54H225V55H223ZM240 54V53H239ZM240 54V55H241ZM61 55H62V57H65V58H63V59H66V62L65 63H63V64H60L59 65V58L61 57ZM64 55V56H63ZM245 55V56H244ZM57 56V57H56ZM77 56V57H76ZM201 56V57H200ZM61 57V58H62ZM217 57V58H216ZM73 58V59H72ZM74 58H76V59H74ZM97 60H96V59ZM215 58V59H214ZM79 59H81V57L79 58ZM78 59V60H79ZM94 59H95V61H94ZM72 60V61H71ZM69 61V62H68ZM81 61V60H80ZM156 61L157 62H159V64H157L156 63ZM74 62H72V63H74ZM154 63H156L155 65H156V67H155V65H154ZM166 63V64H165ZM169 63V64H168ZM233 63V65H236V63L234 64ZM7 64V65H6ZM154 65V67H153V65ZM161 64V65H160ZM228 64V65H227ZM160 65V66H159ZM242 67H241V66ZM95 66V67H94ZM97 66V67H96ZM222 66V65H221ZM47 67V68H46ZM78 67V68H77ZM213 67V68H214ZM229 68L231 67V66H228ZM233 67V66H232ZM80 68V69H79ZM87 68V69H86ZM127 68V69H126ZM49 69V70H48ZM126 69V70H125ZM215 69V68H214ZM39 70V71H38ZM46 70V71H45ZM80 70V71H79ZM82 70V71H81ZM40 71V72H41ZM45 71V72H44ZM199 71V72H198ZM190 72H192V71H190ZM54 73V74H53ZM194 73V72H193ZM235 72L233 71V73L232 74H234ZM55 74H56V76H55ZM109 74V75H108ZM231 74V75H232ZM51 75V76H50ZM110 75L111 76H113L112 78H114V76H115V80H113V81H116V82H114L113 83V81H111L110 82V84H108V77H110ZM54 78H53V77ZM95 76V77H94ZM107 77V78H104V77ZM233 77H235L234 75H232ZM83 77V78H82ZM166 77V78H165ZM195 77H197V76H195ZM194 77V78H195ZM246 77V78H247ZM257 77V76H256ZM261 77V76H260ZM260 77H257V78H260ZM14 78V79H13ZM13 78H10V79H8V80H0V85H2V86H0V88L2 89L1 90V92H3L4 90H6L5 88H7L8 87V85H12L13 83H15L16 81L17 82H22L24 79L22 78V77H20V75H18V77H13ZM21 79V81H19L20 79ZM73 78H75V80L77 79L78 80V78L80 79H95V82H93L92 84H90V85H86V86H77V87H72V86H74V85H72V86H67V87H69L68 89H66V85H64L63 86V84H61V82L63 83V82H65V81H67V79H68V81H70V79H73ZM99 78H100V80H99ZM104 78V79H103ZM118 78V79H117ZM164 78V79H163ZM173 78V79H172ZM252 78V77H251ZM66 79V80H65ZM106 79V80H105ZM118 81H117V80ZM156 79V80H155ZM166 79V80H167ZM55 80V81H54ZM104 80V81H103ZM120 80V81H119ZM51 81V82H52ZM107 82V84H104L103 82ZM147 81V82H146ZM149 81V82H150ZM169 81V82H170ZM16 82V83H17ZM24 82V81H23ZM59 82H60V85H62V87L59 85L58 86V84H59ZM98 82V83H97ZM102 82V83H101ZM142 82H146V84L144 85V84H142ZM10 83H12V84H10ZM94 84H97V85H94ZM140 84H142V86H140ZM149 84V83H148ZM177 84V85H178ZM94 85V86H93ZM116 85H117V83H116ZM181 84H179L178 86H180ZM7 86V87H6ZM5 87V88H4ZM90 87H92V88H90ZM93 87H95V88H93ZM122 87H125V89L123 88L122 89ZM147 87V86H146ZM3 88H4V90H3ZM72 88H74V89H72ZM117 88V87H116ZM23 91V89H19L18 90V92H17V94L20 96V92L19 91ZM83 90V91H82ZM91 90V91H92ZM48 91V92H49ZM7 92V90L6 91H4L3 93H6ZM69 92V93H68ZM75 92H77V91H75ZM78 93V92H77ZM25 95H28V93L27 92H25ZM92 95V94H91ZM167 95H169V93H167ZM171 96V95H170ZM169 96V97H170ZM177 96V95H176ZM175 96V97H176ZM113 97V98H112ZM174 97V98H175ZM59 98V99H60ZM172 98V99H171ZM171 98H167V99H171V100H174L173 99V97L171 96ZM179 98V99H178ZM219 98V97H218ZM9 99V97H1L0 98V118L2 117L3 119L5 118L6 120H8V122H10L11 123V126H8V127H3V126H1L0 127V137H6L7 135H13V137H14V135L15 136H22V138L21 139H23V140H21L20 139V141H18V142H22L23 143V141H24V143L22 144V145H25V146H32L34 143L36 144L37 142L39 143L40 142V144L39 145H37V146H39V149L41 148L42 150H44V151H46V153L48 152V154L46 155V157H47V159L48 160H50V158H52L53 157V155H55V152H57L56 153V158L58 159L59 157H57V155L59 154V156L60 155H62L63 157H61L60 156V158L62 159H64L66 156L67 157H71L72 156V154H69V152H68V150H66L65 152H64V150H63V148L64 149H68L69 148V146H67V148H65V147H62V148H59V150L58 151H56V150H54L53 148H55V146H56V148L55 149H58L57 148V145H56V140L58 141V139L57 138H55L56 137V135L57 134H59L57 137L58 138H62L63 136L65 137L66 135L68 136L69 135V133H70V131L72 132V128H70V130L68 129V128H64L65 126H63V125H59V124H63V123H61V117L60 116H52V115H54V114H52L51 112H49L48 111V113H47V110H44V111H42L41 113H40V115L38 114V115H29L28 116V114L27 115H24L23 113L21 114V112L19 113L18 112V110H16L17 109V106H16V108H13V103H14V101L12 100V99H10V100H8ZM56 99V100H55ZM132 99V98H131ZM176 100H174V101H179V100H181L180 99V97H176L175 98ZM44 100V99H43ZM129 100V101H128ZM192 100H194L193 98H191V100L189 99V100H187V101H191V103H192ZM13 101V102H12ZM28 101V100H27ZM27 101H25V102H27ZM53 101V102H54ZM38 102H39V100H38ZM51 102V101H50ZM131 102H132V100H131ZM39 104L40 105H43V103H42V101H40L39 102ZM127 104V105H126ZM12 105V106H11ZM15 105V104H14ZM130 106V105H129ZM128 106V107H129ZM120 107V108H119ZM117 108H119V109H117ZM151 108V109H150ZM100 110V111H99ZM146 110H147V112H146ZM219 110V109H218ZM218 110H215L214 108H212V109H208V111H207V115H208V117L210 116V117H214V118H217V119H221V118H224V116L226 115H224V113L222 114L221 113V111H218ZM90 111H92V113L90 112ZM114 112H113V115H114ZM143 113L144 112H146V116L147 117H149V119L152 121V120H156L155 121V127L154 128H158V129H165V130H168V129H170V127L172 126V123L174 124L177 120H180V119H183V120H189V119H192V118H196V116L198 117V116H200L201 114L198 112V111H196V110H194V109H188V110H181V109H171V110H166L165 111V109H160V110H158V109H156V108H154L153 109V107H149L148 109H145V111H142ZM45 113H46V115H45ZM87 113V114H86ZM100 113H98V114H100ZM120 113V112H119ZM206 113V112H205ZM225 113H227V112H225ZM228 113H232V110L231 111H229ZM48 114V115H47ZM95 114H97V113H95ZM121 114V113H120ZM50 115V116H49ZM102 115V114H101ZM103 115V116H104ZM107 116L108 115H110V114H106ZM105 115V116H106ZM125 115V113L122 115V116H124ZM207 115H205V116H207ZM93 116V115H92ZM110 116H112V112H111V115ZM52 117V118H51ZM109 117V116H108ZM108 117H104V118H108ZM84 118H82V119H84ZM99 118H101V116H99ZM64 121V120H63ZM62 121V122H63ZM159 121V122H158ZM58 122H59V124H58ZM127 122V121H126ZM158 122V123H157ZM108 123H110V124H108ZM104 124H106V125H103V132L101 131V133H102V135L100 134V133H98V132H100V130H98V131H96L97 133H98V135H97V133L95 134V135H93L92 134V136H91V134L89 135L90 137L89 138H91L90 140L92 141L93 140V143H95V144H97L98 143V145H100L101 143H107V141H108V143H113V142H115V143H117L118 141L119 142H125V141H128V142H130V140H133V139H130L129 137H128V135H126L127 133L126 132H129V131H127V129H125V126H122L123 124L121 123L119 126L118 125H116L115 124V126L113 125L114 124V121H108V122H105ZM107 124H108V126H107ZM58 125V126H57ZM111 125H112V127H111ZM63 126V127H62ZM106 128H105V127ZM60 127H62V130L60 129ZM119 127V128H118ZM124 127V128H123ZM102 128V127H101ZM116 128H117V130H116ZM63 129L64 130H66L67 132L65 133V131H63ZM68 129V130H67ZM236 129V128H235ZM235 129H229V130H223V129H217V131L218 132H220L221 133V135H222V137L221 138H215V144L219 141V139H220V141H222V143L221 142H219V143H217L216 145H218V144H220L221 143V147H223V146H226L225 144L227 143L228 145V147H229V144L231 145V147H233L234 145L236 146V149L237 150H239L238 149V147L239 148H241L240 146H241V144H242V146H244L243 148H242V151H244V149H245V151H246V147H247V144L245 143V141H243V138L241 137V139H242V141L246 144V145H244L243 144V142L241 143V141L239 142L238 141V138H240V136L238 135V136H236L235 137V134H233V131H235ZM120 130V131H119ZM123 130V131H122ZM126 132H125V131ZM61 132V133H60ZM62 132H64V133H62ZM231 132V133H230ZM107 133H108V135H107ZM121 135H120V134ZM5 134H7L6 136H4ZM18 134V135H17ZM32 134H34L33 136H32ZM38 134V136H36ZM44 134L46 135V134H48V135H46V136H44ZM54 134V135H53ZM63 134V135H62ZM66 134V135H65ZM123 134L124 135H126L127 137V139L125 138V136L123 137ZM233 134V135H232ZM50 135H51V137H53L52 139H54L53 141H51L50 139H51V137H50ZM62 135V136H61ZM229 135V136H228ZM41 136V137H40ZM44 136V137H43ZM55 136V137H54ZM94 136V137H93ZM31 137V138H30ZM15 138V137H14ZM25 138V139H24ZM86 138H88L87 136H86ZM88 138V139H89ZM94 138V139H93ZM121 138H123V140L121 139ZM37 139V140H36ZM39 139V140H38ZM87 139V140H88ZM124 139H126V140H124ZM235 139L237 140V142H239V146L238 145H236V141H235ZM30 140H32L31 142H30ZM41 140V141H40ZM107 140V141H106ZM234 141V142H231V141ZM240 140V139H239ZM35 141H37V142H35ZM117 141V142H116ZM213 141V140H212ZM225 141V142H224ZM3 142V141H2ZM27 142H29V143H31V144H28ZM99 142H100V144H99ZM118 142V143H119ZM127 142V143H128ZM230 142V143H229ZM1 143V142H0ZM5 144H9V143H7V142H4ZM2 144L1 145V147L0 148H6V150H9V149H12L13 150V148H15L16 146H17V144H16V146L15 145H12L11 143H10V147H8L9 145H6L5 146V144ZM19 143V144H20ZM42 143V144H41ZM44 143V144H43ZM232 143V144H231ZM234 143V144H233ZM14 144V143H13ZM20 144V145H21ZM27 144V145H26ZM54 144V145H53ZM58 144V143H57ZM223 144V145H222ZM238 144V143H237ZM21 145V146H22ZM19 146V145H18ZM36 146V147H37ZM219 146V145H218ZM235 146L233 147L234 149H235ZM32 147H34V146H32ZM3 148V150H5ZM38 148V147H37ZM52 148V149H51ZM225 148V147H224ZM227 148V147H226ZM233 148H231V149H233ZM51 149V150H50ZM55 152H54V151ZM241 150V149H240ZM10 151V150H9ZM50 151H52L54 154L52 155V153H50ZM60 151V152H59ZM67 152V153H66ZM64 153H65V155H64ZM51 154V155H50ZM70 155V156H69ZM55 156H54V159L52 158V160H55L56 158H55ZM0 157H2L1 155H0ZM4 157V156H3ZM2 157V158H3ZM56 159V160H57ZM247 163V162H246ZM245 163V164H246ZM14 165V164H13ZM16 165H18V163L16 164ZM16 165H14L15 167V169L13 168V167H11L10 166V164H9V166H8V164H6L5 166H3V168H1V165H0V180H2V181H4L5 179V182L6 181H10V182H12V180H16L17 178H20V177H18V175H17V173L19 174V176H22L20 179H21V181L23 180L24 181V178H25V180H28V179H32V177L34 178V176H35V174H33L34 172L32 171V172H29V174L28 175H26L27 174V172H26V170H28V166H24V167H26L25 169H24V167H23V169L21 170L20 168H18V169H20V170H18L17 169V166ZM20 166V165H19ZM18 166V167H19ZM8 167V168H7ZM18 171V172H17ZM30 171V170H29ZM11 172V173H10ZM26 172V174H24ZM23 173V174H22ZM31 174V175H30ZM33 174V175H32ZM204 174H208L207 172H205ZM204 174H199V176L198 177H202V175L204 176V177H202V178H208V179H210L211 177H210V175L212 174V173H210V175H209V177H208V175L206 176V175H204ZM262 174V173H261ZM259 174L258 175V178L255 176V178H254V180L252 179V178H248L249 177V175H248V177H246V176H243V178L245 179V178H247V180L249 179V182L251 181L252 183H257L258 182V180L260 181V182H258V188L259 189H261L260 187H259V185H262V181H263V183H264V174ZM16 175V176H15ZM25 175H26V177H25ZM198 175V174H197ZM196 175V176H197ZM213 175V177L212 178H217V182H215L216 181V179L214 180H208V179H197L198 177H195V176H193V177H195L196 179H197V181H191V183H189V185L188 184H186L185 183V185L184 186H187L188 185V187H194V188H187V189H185V187L184 186H182L181 184L183 183H181L180 181H178L177 180V182L178 183H176V181L174 180H172V181H167L168 182V185H169V183H170V185H169V187H170V189H168L169 187H168V185H167V183H165L166 185H164L166 188V190L168 191V193H167V191H165V189H164V186H163V188L162 189H164V191L167 193V198H169V195H170V193H171V195H172V192H173V195H172V197L170 196V200H171V202H170V206L172 207L173 205H175L176 204V206H173L175 209H177L178 208V210L179 209H182L181 207V205H179V204H177V202H179V201H172V200H174L175 198L177 199L178 197H181V195H182V191L183 192H185V191H188V190H194V189H196L197 187L198 188H202V187H209V189H216V188H218L219 186H220V184H219V181L220 180H222L223 178V181L225 182V184H224V182L222 181V182H220L221 183V186H223L224 187V185H227L226 187L228 188V190L227 189H225V187H224V190L225 191H231L232 190V186L234 185V187L236 186L237 187V183H241L242 184V176H240L242 179H239L240 177H239V175H237L239 178L237 179L235 176H231V177H235V179L236 180H239V182L238 181H236V180H234V178L233 179H229V178H231L230 177V175L229 176H227V177H229V178H227L226 176L225 177H220L221 175H218L219 177H216L215 175L216 174H212ZM211 175V176H212ZM29 176V177H28ZM261 176V177H260ZM9 177H11V178H9ZM17 177V178H16ZM24 177V178H23ZM28 177V178H27ZM252 177H253V175H252ZM27 178V179H26ZM211 178V179H212ZM220 178H222V179H220ZM263 178V179H262ZM20 179H19V181H20ZM191 179H192V177H191ZM196 179H194L193 178V180H196ZM228 179V180H227ZM18 180V179H17ZM204 180V182H202ZM209 182H208V181ZM219 180V181H218ZM225 180H227V181H225ZM231 182H230V181ZM233 180V181H232ZM246 179H245V181H247ZM255 180H257V182L255 181ZM21 181H20V183H21ZM189 182H190V180H188ZM188 181H187V183H188ZM208 183H207V182ZM236 182V184H233V185H231L233 182ZM244 181V182H245ZM253 181H255V182H253ZM175 182V185H173V183ZM184 182H186V181H184ZM196 182V183H195ZM202 182V183H201ZM226 182L228 183V184H226ZM172 183V184H171ZM204 183V184H203ZM222 183L224 184V185H222ZM230 183V184H229ZM248 183V182H247ZM246 183V184H247ZM176 184H179V185H181V186H176ZM191 184V185H190ZM200 184H202V185H205V186H200ZM49 185L50 184H46L45 186H40V188H39V186H38V188L36 187V188H34L33 187V189L30 187V188H28V191H27V193H26V191H10V192H7L6 194L5 193H2V192H0L1 194H0V264H4V263H6L5 261H7L8 260V262H12V264H15V262L17 261V263L16 264H46V262H47V264H49L48 263V261H51V263L50 264H61L62 262V264H105V262L107 263V264H177V263H179V264H202V262H203V264L205 263V264H215V262H216V260H217V258H216V254H218V253H227V250L226 249H228V253H229V248L228 247H230V248H232V247H235L234 248V250H239V251H244V253H246V251H247V253L246 254H248V252L251 250V252H250V254H252V253H254L255 254V252L257 253V251L259 252L260 250L263 252V250H264V232H262V231H264V226H262V225H259V224H256V222L255 221H257L258 222V220H260L261 219V211L258 213V215L260 214L261 216H260V218L258 217V215H257V213H256V215H254L255 214V212H258V211H255L254 213L253 212H251V211H248V210H246V207H244V206H242V208L244 207V209L242 210V211H245V213L247 214H245L244 212H243V214H245V216L243 215V214H241V212L242 211H240V209L238 208V213L239 214H241L240 216H239V214L237 213V212H234L233 211V214L234 213H236V214H234V215H236V217L234 216V215H231V213H232V211H229V213H226L227 214V216L229 217L230 216V219L232 220H242V221H244L245 220V222L246 223H248L249 222V220H251L250 221V223L252 224V222L255 224V227L257 228V230H258V232H257V230H254V229H256L255 227H254V231L255 232H252V231H249V233L247 232V233H244V234H238V235H233L232 237L233 238H230L229 237V239H228V237L226 236L225 238L226 239H222V237L220 238V237H217L220 233L219 232H213V231H209V230H207L208 231V234L207 233H205V235H204V233L201 231V235H204L203 236V239L205 238L206 239V237H207V239L205 240L206 242H208L209 240L214 244H217V245H210L209 243H211L210 241H209V243H204L202 246H200V245H196V243L194 242L193 243V233L191 234V232L192 231H188V232H185V231H187V230H183V231H181L179 228H175V227H173V228H175V229H173V228H169V232L170 233H172L173 235H170L169 234V237L167 236V235H165L164 237H162V239L164 240H161L160 239V241H159V239L157 240V238H155L154 239V237H152V239H153V241H152V239L150 238V239H148V240H145L144 239V241L143 240H140V242H142V243H138V241H139V239H133V241L132 240H128V241H126V243H123L124 245H122V243L120 242V244L121 245H117V246H114V245H112V244H110V241L109 242H107L108 240L106 239V240H104L102 243H100V242H98L97 241V243H96V240H95V242L93 241V239L91 240V239H88V237H86V235L84 234V231H85V233L86 232H88V230H87V227L86 226H84V225H82V224H80L79 222H75V224L77 225H75L74 224V226H73V223L74 222H71V224H70V222L68 223L66 220L64 221V219L65 218H63V217H58V218H56V215L58 214V212H56V209H55V207L54 208H52V206L50 207V205H56L57 206V208H58V205L60 206V203H58L55 199L57 198H55V196H58V197H60L61 195L62 196H64V192L63 193H60V192H62L61 190H60V194H57L58 193V191H59V189H58V191L57 190H55L54 192H53V190L50 192L49 191V189H48V187H49ZM173 185V186H172ZM193 185H198L196 188H195V186H193ZM210 185H212V186H210ZM214 185V186H213ZM229 185H231V186H229ZM244 185H245V183H244ZM250 187H252L251 186V183H249L248 184ZM172 186V187H171ZM176 187V189H175V187ZM248 186V187H249ZM253 186H255V185H253ZM174 187V191L173 190H171L172 188ZM179 189H178V188ZM185 189H183V188ZM210 187H212V188H210ZM233 187V188H234ZM43 190H42V189ZM46 188V189H45ZM180 188H182V189H180ZM220 188V187H219ZM258 188H256V186L253 188V190L251 191V189H249V191H247V192H245V193H247L246 195H244V196H246V197H243V196H238V195H235V196H238V200H240L239 198L241 197H243V198H245V200L247 199V198H249V199H251V197L252 196H249V197H247L249 194H251L252 192L254 193V190L255 189H258ZM31 189V190H30ZM47 189H48V191L49 192H47ZM231 189V190H230ZM34 190H36V191H34ZM172 192H171V191ZM261 191H262V189H261ZM44 192H45V194H44ZM163 192V190H161V193ZM165 192H163L164 194H165ZM174 192H175V194H174ZM177 192H178V194H177ZM181 192V194L179 195V193ZM248 192H249V194H248ZM256 192H258L259 193V191H257L256 190ZM33 193V194H32ZM47 193H49V194H47ZM264 192L262 191V197L264 196V194H263ZM25 194V195H24ZM30 194V195H29ZM160 194V193H159ZM177 194V195H176ZM34 195V196H33ZM41 195V196H40ZM42 195H44V196H42ZM45 195H46V197H48V198H50L52 195H55L54 197H53V199L52 198H50V199H48V200H55V203L53 204V202H48V201H46V197H45ZM60 195V196H59ZM161 196H162V194H160ZM174 195H176L177 197H174ZM179 195V196H178ZM251 195H253V194H251ZM31 196V197H30ZM36 196V197H35ZM50 196V197H49ZM166 197V195H163V197ZM233 197L234 199L236 198V197ZM254 199H255V196H256V199H257V196L259 197L260 196V194H258V195H256V193H254ZM260 196V198H258V200L259 199H261L262 197ZM21 199H20V198ZM173 197H174V199H173ZM38 198V199H37ZM60 198H62V197H60ZM253 198V197H252ZM45 199V200H44ZM264 199V197L261 199V200H263ZM242 201H244V199H241ZM35 203H34V202ZM38 201H40V202H38ZM43 201V202H42ZM33 202V203H32ZM37 202V203H36ZM48 202V203H47ZM44 203H46V204H44ZM50 203H52V204H50ZM172 203H173V205H172ZM175 203V204H174ZM32 204V205H31ZM40 204V205H39ZM48 204V205H47ZM50 204V205H49ZM34 206H35V208H34ZM42 206V207H41ZM44 206H46V207H44ZM49 206V207H48ZM178 206V207H177ZM262 206H264V205H262ZM15 207H17V208H15ZM30 207V208H29ZM33 207V208H32ZM172 207V208H173ZM241 207V206H240ZM249 207V206H248ZM247 207V208H248ZM10 208V209H9ZM40 208H43V209H41L40 210ZM235 208H237V207H235ZM33 211H32V210ZM46 209V210H45ZM51 209V210H50ZM52 209H55V210H52ZM174 209V210H175ZM17 210V211H16ZM19 210H21L20 212H19ZM29 210H31V211H29ZM36 210H38L37 212H36ZM23 211V212H22ZM27 211V212H26ZM41 211H43L44 213H48V214H46V215H43L44 213L43 212H41ZM180 211H182L183 213H184V211H185V213L187 214V215H189L191 212L190 211H188V213H187V211L186 210H184V208H183V210H180ZM240 211V212H239ZM247 211V212H246ZM4 212V213H3ZM15 212H16V214H15ZM19 212V213H18ZM32 212V213H31ZM33 212H35V213H33ZM51 212V213H50ZM55 212L57 213V214H55ZM190 212V213H189ZM251 212L252 213V215L250 216V214L249 213ZM12 213V214H11ZM22 213V214H21ZM25 213V214H24ZM54 215H53V214ZM184 213V214H185ZM262 213H263V211H262ZM11 216H10V215ZM14 214H15V216H14ZM24 214V215H23ZM31 215V217L29 216V215ZM38 214H42L41 216H40V218H39V216H38ZM52 214V215H51ZM5 215V216H4ZM19 215V216H18ZM23 215V217H21V216ZM34 215H36V219H35V217H34ZM48 215H50V216H48ZM27 216H29V217H27ZM33 216V217H32ZM38 216V217H37ZM57 216H59V214L57 215ZM243 216H244V218H243ZM248 216V217H247ZM253 216V217H252ZM13 217H15L14 218V220H13ZM18 217H20V218H18ZM27 217V218H26ZM42 217V218H41ZM50 217V218H49ZM53 219H52V218ZM55 217V218H54ZM251 219H250V218ZM256 217V218H255ZM12 220H11V219ZM29 218V219H28ZM31 218V219H30ZM48 220H47V219ZM60 218V219H59ZM62 218V219H61ZM237 218V219H236ZM238 218H240V219H238ZM252 218H254V219H252ZM258 218V219H257ZM263 220H264V215H263ZM22 219V221H24L25 219V221H24V225H23V223H21L22 221H20V220ZM24 219V220H23ZM40 219H42V221L40 220ZM51 221H50V220ZM55 219H56V221H55ZM248 219V220H247ZM28 220V221H27ZM33 220V221H32ZM36 220V221H35ZM38 220V221H37ZM63 220V221H62ZM232 220V221H233ZM20 222L19 224H17V223H15V222ZM31 221H32V225H34V227L35 226H39V225H42V226H44V225H48V226H46L47 228L46 229H48L49 228V226L50 227H52V225L55 227L56 225L57 226H60V222H61V225H64V227H62L61 229H60V231H58L57 232V230H59V229H57L55 232H53V230H52V228L50 229L53 233L52 234H48L49 232H50V230L48 229V230H46L45 229V227H42V229L44 228V230L42 231V229L40 230V232H39V229L41 228L40 226V228H38V232H32L31 231V229H33V227H31ZM45 221V222H44ZM248 221V222H247ZM261 221V220H260ZM27 222V223H26ZM42 222V223H41ZM64 224H63V223ZM37 225H36V224ZM39 223V224H38ZM45 223V224H44ZM249 223V224H250ZM22 224V227L20 226ZM29 224H30V226H29ZM49 224H51V225H49ZM25 225H26V228H25ZM66 225H67V227H66ZM253 225V224H252ZM257 225V226H256ZM259 225V226H258ZM3 226V227H2ZM6 226V227H5ZM15 226V227H14ZM18 226V227H17ZM23 226H24V228H23ZM56 226V227H57ZM80 226V227H79ZM5 227V228H4ZM28 227H30L29 229H27ZM54 227H53V229H54ZM69 227V228H68ZM73 227V228H72ZM82 227H84V228H82ZM260 228V230H259V228ZM2 228V229H1ZM20 228V229H19ZM23 228V229H22ZM66 229V230H64V229ZM68 228V229H67ZM6 229H8V230H6ZM13 231H12V230ZM19 229V230H18ZM22 229V230H21ZM26 229L27 230H29V231H31L30 233H29V231L27 232V233H29V234H37V233H41V231L43 232V234L46 232L47 234H48V236L46 235L45 236V234L43 235L42 233V237H40L41 236V234H40V236H39V234H35L33 237L30 235H26ZM35 229H37V228H35ZM81 231H80V230ZM261 229H262V231H261ZM68 230H70V231H68ZM98 230V229H97ZM179 231L180 230V232H177V231ZM10 231V232H9ZM35 231V230H34ZM45 231V232H44ZM99 231L100 232H102L101 231V229H99ZM172 231V232H171ZM176 231V232H175ZM205 231V230H204ZM261 231V232H260ZM7 234H6V233ZM12 232V233H11ZM14 232V233H13ZM57 232V233H56ZM82 232H83V234H82ZM98 232V231H97ZM182 232V233H181ZM212 232V233H211ZM251 232H252V235H251ZM5 233V234H4ZM16 233V234H15ZM24 233V234H23ZM71 233H75V234H71ZM79 233V234H78ZM80 233H81V235H80ZM215 233H217V234H215ZM219 233V234H218ZM254 233V234H253ZM4 234V235H3ZM21 234H23V235H21ZM61 234V236H63V237H60L59 235ZM63 234V235H62ZM174 234H176V235H174ZM213 234V235H212ZM216 236H215V235ZM245 234H247V235H245ZM256 234V235H255ZM258 234H261L260 236L258 235ZM51 235H52V237L53 238H55V239H52V237H51ZM56 235V236H55ZM70 235V236H69ZM80 235V236H79ZM84 235V236H83ZM177 235H179V236H182L181 238L179 237V236H177ZM200 235V237H202ZM212 235V236H211ZM251 237H250V236ZM46 237V239H47V241L48 242H46V240L44 239L45 237ZM58 236V237H57ZM71 237V238H69V237ZM73 236H74V240H73ZM83 236V237H82ZM191 236V237H190ZM195 236H198L197 234L195 235ZM219 236H221V235H219ZM236 236H238V237H236ZM246 236H249V240H250V242H249V240L247 239L248 237H246ZM253 236V237H252ZM258 236V237H257ZM26 237V238H25ZM37 237V238H36ZM59 237H60V239H59ZM67 237V238H66ZM84 237H86L85 239L86 240H91V241H86V240H83V238ZM177 237V238H176ZM193 238V239H190V238ZM210 237L212 238V239H210ZM241 237V238H240ZM244 237H246L245 238V240H243L244 239ZM23 238V239H22ZM35 238V239H34ZM51 238V239H50ZM67 240H66V239ZM80 238H82L80 241H81V243H80V241H79V239ZM260 238H262V241H261V239ZM25 239H27V240H25ZM31 239V240H30ZM32 239H34V240H32ZM72 239V240H71ZM171 239H173V240H171ZM185 239V240H184ZM209 239V240H208ZM218 239V240H217ZM228 239V240H227ZM235 239V240H234ZM237 239V240H236ZM238 239H239V241H238ZM50 240H52V241H50ZM55 240V241H54ZM63 240V241H62ZM68 240H70V242H68ZM75 240H76V242H75ZM79 242H78V241ZM174 240H176V241H174ZM191 240V241H190ZM226 240V241H225ZM231 242H230V241ZM260 240V241H259ZM25 241H27V242H25ZM31 241H32V243H31ZM54 241V242H53ZM86 243H85V242ZM107 242V244H106V242ZM160 242V244L158 245V243ZM166 241V242H165ZM178 241V242H177ZM220 241V242H219ZM221 241H223V242H228V243H223V242H221ZM235 241V242H234ZM12 242V243H11ZM25 242V243H24ZM63 242V243H62ZM94 242V243H93ZM169 242V243H168ZM190 242V243H189ZM239 242V243H238ZM256 242V243H255ZM259 242V243H258ZM29 243H31V244H29ZM90 243H91V245H90ZM100 243V244H99ZM103 243H105V244H103ZM145 243H146V245H145ZM182 243V244H181ZM223 243V244H222ZM242 245H241V244ZM258 243V244H257ZM9 246H8V245ZM34 244V245H33ZM57 244H58V246H57ZM85 244H87V245H85ZM109 244H110V246H109ZM136 244H138V245H136ZM141 244V245H140ZM153 244H155V245H153ZM193 244V245H192ZM230 246H229V245ZM233 244H235V245H233ZM5 245V246H4ZM32 245V246H31ZM75 245V246H74ZM77 245V246H76ZM79 245H80V247H79ZM85 245V246H84ZM97 245V247H95ZM171 245V246H170ZM176 245V246H175ZM189 245H190V247H189ZM209 247H208V246ZM227 245V246H226ZM239 245V246H238ZM256 245V246H255ZM18 246V247H17ZM32 247V248H30V247ZM52 246V247H51ZM83 246V247H82ZM100 246V247H99ZM130 246V248H134V251L132 250V249H130V248H128ZM137 246V247H136ZM139 246H141V247H139ZM151 246V247H150ZM205 246H207V247H205ZM227 248H226V247ZM232 246V247H231ZM16 247V248H15ZM56 247V248H55ZM86 247V248H85ZM104 247V248H103ZM115 247V248H114ZM124 247H126V250H128V251H130V252H128V251H126L125 249H124ZM153 247V248H152ZM155 247V248H154ZM188 247V248H187ZM193 247V248H192ZM199 247V248H198ZM222 248V250H221V248ZM247 249H246V248ZM250 247V249H248ZM253 247V248H252ZM262 247V248H261ZM5 248V249H4ZM7 248H8V251H7ZM24 248V249H23ZM59 248V249H58ZM74 248V249H73ZM78 248V249H77ZM88 248V249H87ZM108 248V249H107ZM115 250H114V249ZM117 248H121V249H124V250H119V249H117ZM139 250H138V249ZM149 248V249H148ZM195 248V249H194ZM210 248V249H209ZM213 248V249H212ZM224 248H225V250H226V252H225V250H224ZM238 248H241L242 250H240V249H238ZM258 248V249H257ZM33 249V250H32ZM56 249V250H55ZM76 249V250H75ZM85 249H87V250H85ZM90 249V250H89ZM153 251H152V250ZM174 249V250H173ZM179 249V250H178ZM192 249V250H191ZM197 249V250H196ZM202 251H201V250ZM216 249V250H215ZM233 249V248H232ZM231 249V250H232ZM260 249V250H259ZM12 251V252H9V251ZM71 250V251H70ZM72 250L73 251H75V252H72ZM79 250V251H78ZM81 250V251H80ZM84 250L85 251H87V252H84ZM117 250V251H116ZM144 250V251H143ZM207 250H209V251H207ZM215 250V251H214ZM220 250V251H219ZM230 250V251H231ZM17 251V252H16ZM33 251V252H32ZM38 251V252H37ZM77 251H78V253H79V255H78V253H77ZM110 251V252H109ZM115 251V252H114ZM131 251H132V253H131ZM147 251V252H146ZM180 251H181V253H180ZM198 251V252H197ZM206 251V252H205ZM214 251V252H213ZM222 251V252H221ZM224 251V252H223ZM239 251H237V252H239ZM2 252V253H1ZM6 252V253H5ZM14 252H15V254H14ZM27 252V253H26ZM50 252V253H49ZM82 252V254H80ZM145 252V253H144ZM149 252V253H148ZM153 254H152V253ZM171 252H173V254L171 253ZM177 252V253H176ZM216 252H218V253H216ZM5 253V254H4ZM25 253V254H24ZM29 253V254H28ZM41 253H43V254H41ZM52 253V254H51ZM55 253V254H54ZM71 255H70V254ZM84 253V254H83ZM86 253V254H85ZM91 253V254H90ZM148 253V254H147ZM179 253V254H178ZM210 253L212 254V255H210ZM264 253V252H263ZM24 254V255H23ZM41 254V255H40ZM74 254H76V255H74ZM94 254H95V256H94ZM105 254V255H104ZM183 254V255H182ZM206 254V255H205ZM214 254L216 255V256H214ZM39 255H40V257H39ZM55 255H56V257H55ZM74 255V256H73ZM86 255H87V257H86ZM93 256L92 257V259H91V256ZM181 255V256H180ZM186 255V256H185ZM230 256H233V257H236L235 256V254H233V255H231V254H229ZM262 255V254H261ZM264 255V254H263ZM261 256V257H258V258H252V260H249V259H251L250 257H248V258H236V259H238V261L241 263V261L240 260H242L243 259V261H242V264H259V262H260V264H264V256ZM27 256V257H26ZM32 256V257H31ZM34 256H36V258L34 257ZM49 257V258H47V257ZM62 256H64V257H62ZM70 256V257H69ZM80 256V257H79ZM81 256H82V258H81ZM98 256L101 258H98ZM102 256V257H101ZM185 256V257H184ZM211 256V257H210ZM228 256V255H227ZM46 257V258H45ZM86 257V258H85ZM97 257V258H96ZM175 257V258H174ZM67 258V259H66ZM84 258L85 259H87V260H84ZM107 258V259H106ZM111 258V259H110ZM207 258V259H206ZM262 258V259H261ZM4 259H5V261H4ZM10 259V260H9ZM16 259V260H15ZM35 259V260H34ZM45 259H46V261H45ZM75 261H73V260ZM80 259H81V263H80ZM99 259V260H98ZM103 259H105L104 261H103ZM189 259V260H188ZM201 259V260H200ZM234 259V258H233ZM235 259V260H236ZM245 259H248V261L247 260H245ZM13 260V261H12ZM58 260V261H57ZM65 260V261H64ZM68 260H69V262H68ZM89 260V261H88ZM96 260H97V262H96ZM206 260V261H205ZM1 261L3 262L4 261V263H1ZM59 261H61V262H59ZM102 263H101V262ZM157 261V262H156ZM237 261V260H236ZM245 261V262H244ZM247 261V262H246ZM250 261V262H249ZM256 261H258V262H256ZM7 262V263H8ZM58 262V263H57ZM67 262V263H66ZM84 262V263H83ZM88 262V263H87ZM98 262H100V263H98ZM110 262V263H109ZM128 262V263H127ZM143 262V263H142ZM156 262V263H155ZM201 262V263H200ZM239 262H237L238 264H240ZM11 264V263H10Z\"/></svg>",
    "mask_w": 264,
    "mask_h": 264
}]
</instances>
